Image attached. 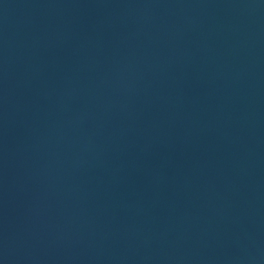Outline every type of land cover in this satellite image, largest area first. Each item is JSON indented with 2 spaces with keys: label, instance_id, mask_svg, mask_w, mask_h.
<instances>
[{
  "label": "water",
  "instance_id": "1",
  "mask_svg": "<svg viewBox=\"0 0 264 264\" xmlns=\"http://www.w3.org/2000/svg\"><path fill=\"white\" fill-rule=\"evenodd\" d=\"M0 264H264V0H0Z\"/></svg>",
  "mask_w": 264,
  "mask_h": 264
}]
</instances>
